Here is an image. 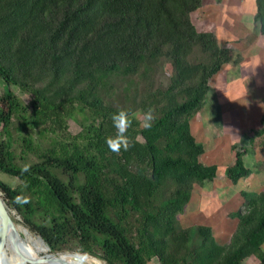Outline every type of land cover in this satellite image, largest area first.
Returning a JSON list of instances; mask_svg holds the SVG:
<instances>
[{
	"label": "trees",
	"instance_id": "obj_1",
	"mask_svg": "<svg viewBox=\"0 0 264 264\" xmlns=\"http://www.w3.org/2000/svg\"><path fill=\"white\" fill-rule=\"evenodd\" d=\"M200 4L201 0H0V128L5 136L0 170L16 177L30 193L51 194L56 229L59 218L67 221L78 250L105 264H147L153 257L159 264H186L173 254V247L184 242V233L176 231L173 222L189 198L192 180L201 174L197 156L202 149L183 137L180 128L199 109L208 81L221 63L215 36L197 31L190 21L189 13ZM256 4L259 31L264 34V0H256ZM45 17L49 22H44ZM23 30L26 63L32 68L42 58L51 72L50 83L56 85L53 95L18 82L11 72L7 53L12 52V41ZM194 51L203 55L204 62L190 61ZM163 57L170 61L173 76L165 89L152 92L155 114L151 127H141L137 119L130 118L127 136L131 146L119 154L110 151L99 136H115L110 116L118 111L102 103L97 88L105 78L120 74L137 75L148 89ZM14 86L29 95V102L17 98ZM75 111L86 112L90 122L73 135L65 118ZM14 114L19 131L44 125L65 139L51 142L47 154H40L42 160L18 166L13 162L8 129ZM260 123L259 131L251 132H264V112ZM21 142L31 147L29 136H22ZM241 156L237 152L227 168L232 183L249 173ZM55 159L71 174L67 184L53 171ZM108 167L121 182L107 175ZM256 168L264 172V162ZM164 180L177 186L174 199L154 211L153 191ZM0 188L8 209L22 214L25 226L41 235L53 250V241L24 216L12 188L2 181ZM245 205L233 246L214 264H243L244 258L260 252L264 191ZM131 211L139 213L135 230L120 224ZM200 232L205 239L210 237L209 227Z\"/></svg>",
	"mask_w": 264,
	"mask_h": 264
},
{
	"label": "rangeland",
	"instance_id": "obj_2",
	"mask_svg": "<svg viewBox=\"0 0 264 264\" xmlns=\"http://www.w3.org/2000/svg\"><path fill=\"white\" fill-rule=\"evenodd\" d=\"M256 6V0H201L200 6L189 13L190 21L197 31H208L215 36L221 63L219 70L208 81V91L199 109L180 128L183 137L191 138L202 149L197 156L201 174L192 180L189 198L182 210L176 213L173 222L174 229L184 233L183 244L173 247V254L174 257L183 258L186 264H214V260L219 259L234 244L240 223L239 214L245 209V201L256 198L258 193L264 191V172L256 168L259 162H264V132H251L261 128L260 119L264 112V34L259 31ZM48 18L45 17L44 22H49ZM25 32L19 31L12 41V52L7 53L11 72L18 82L53 95L56 85L50 83L51 72L42 58L39 57L38 63L32 68L26 63V42L22 38ZM194 53L191 62H204L203 55L197 51ZM172 76V65L163 57L153 71L150 88L145 89L146 81L137 75L112 74L99 85L97 94L105 106L127 111L129 119H137L140 126L144 127V114L149 110L152 116L155 114L152 92L165 89ZM12 90L22 103L29 102V95L18 86ZM2 94L0 82V110L3 105ZM65 122L68 131L75 135L90 122V118L86 112L82 114L75 111L65 118ZM18 124V117L14 114L8 129L13 162L18 166L42 160L40 154H47L53 145L51 142L65 139L59 132L46 130L44 125L32 131H19ZM22 136L30 137V148L22 144ZM4 137L0 128V158L4 154ZM106 139L107 136H99L100 141ZM237 152L242 153L243 165L249 169V173L232 183L227 177V168L233 163ZM56 161L53 171L67 184L71 174L59 159ZM136 166L133 163L132 167ZM106 173L117 182L122 181L111 167L106 168ZM0 181L12 188L16 201L24 208V216L53 241L54 249H50L41 235L25 226L22 214L9 209L13 224L31 232L33 237H39L48 247V253L79 252L71 225L59 218L58 230L54 226L56 213L52 208L51 194L30 193L16 177L1 170ZM176 188L172 181L164 180L154 189V211L155 207L174 199L172 194ZM109 215L117 223L114 215ZM138 216V212L131 211L120 224L135 230ZM202 227H209V238L205 239L200 232ZM261 261H264V244L257 255L244 258L243 264H260ZM147 264L159 263L153 257Z\"/></svg>",
	"mask_w": 264,
	"mask_h": 264
},
{
	"label": "bare ground",
	"instance_id": "obj_3",
	"mask_svg": "<svg viewBox=\"0 0 264 264\" xmlns=\"http://www.w3.org/2000/svg\"><path fill=\"white\" fill-rule=\"evenodd\" d=\"M30 233L14 224L10 233L11 236L6 235L4 240L3 250L6 264H23L19 257L14 254L12 244L15 249L27 257V260L33 261L40 255L48 254V247L45 243L39 237L30 235ZM76 253L75 251L58 252L54 256L45 257L40 261V264H80L81 258ZM88 264H92L91 260L88 261Z\"/></svg>",
	"mask_w": 264,
	"mask_h": 264
},
{
	"label": "clouds",
	"instance_id": "obj_4",
	"mask_svg": "<svg viewBox=\"0 0 264 264\" xmlns=\"http://www.w3.org/2000/svg\"><path fill=\"white\" fill-rule=\"evenodd\" d=\"M112 120L113 127L116 129V134L114 137H108L106 139L107 146L110 151L119 154L121 149L127 151L131 146V141L127 136V131L131 127L132 121L129 119V114L127 111L121 109L118 112L110 116ZM153 120L151 110L144 114L143 126L145 128H150ZM77 256L81 258L80 264H88L91 260L92 264H105V262L92 258L88 253L79 251L76 253Z\"/></svg>",
	"mask_w": 264,
	"mask_h": 264
},
{
	"label": "water",
	"instance_id": "obj_5",
	"mask_svg": "<svg viewBox=\"0 0 264 264\" xmlns=\"http://www.w3.org/2000/svg\"><path fill=\"white\" fill-rule=\"evenodd\" d=\"M13 227H14V224L10 217L9 209L6 204V200L4 198L3 192L0 188V264H6V258L4 255L3 245H4V240L6 238V235L8 236L10 235ZM12 246L14 247V254L19 257L20 261L23 264H27V263L28 264H40V261L44 259L45 257L54 256V253L43 254V255L38 256L35 260L31 261V260H27L26 259L27 257L24 254L20 253L17 249H15V246L13 244Z\"/></svg>",
	"mask_w": 264,
	"mask_h": 264
}]
</instances>
